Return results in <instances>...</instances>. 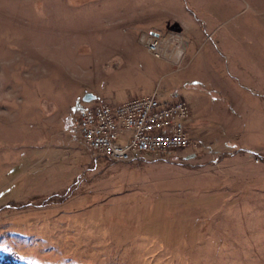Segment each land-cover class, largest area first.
<instances>
[{"label": "rangeland", "instance_id": "obj_1", "mask_svg": "<svg viewBox=\"0 0 264 264\" xmlns=\"http://www.w3.org/2000/svg\"><path fill=\"white\" fill-rule=\"evenodd\" d=\"M153 93L187 147L81 142L84 106ZM0 264H264V0H0Z\"/></svg>", "mask_w": 264, "mask_h": 264}, {"label": "built area", "instance_id": "obj_2", "mask_svg": "<svg viewBox=\"0 0 264 264\" xmlns=\"http://www.w3.org/2000/svg\"><path fill=\"white\" fill-rule=\"evenodd\" d=\"M171 41L179 45L181 38L178 34L171 35ZM147 49L155 57L166 53L160 39L148 41ZM182 54L183 50L178 58ZM189 118L190 108L186 101L178 99L164 103L153 93L120 103L98 100L84 106L75 121L79 138L89 150L125 162L139 154L187 147L191 140L185 122Z\"/></svg>", "mask_w": 264, "mask_h": 264}, {"label": "crops", "instance_id": "obj_3", "mask_svg": "<svg viewBox=\"0 0 264 264\" xmlns=\"http://www.w3.org/2000/svg\"><path fill=\"white\" fill-rule=\"evenodd\" d=\"M177 22H178V21H177ZM174 26H175L174 28H175L177 31H180V30H181V26H180L179 24L176 23ZM169 27H170V26H169ZM186 46H187V45H186ZM89 97H90V98H89V100H88L87 102H90V101H92V100L95 99L94 96H91V95H90ZM118 103H119V102H118ZM92 104H93V103H92ZM89 105H90V104H89ZM138 158H139V157H138ZM138 158H137V156H136L134 159H138Z\"/></svg>", "mask_w": 264, "mask_h": 264}, {"label": "water", "instance_id": "obj_4", "mask_svg": "<svg viewBox=\"0 0 264 264\" xmlns=\"http://www.w3.org/2000/svg\"><path fill=\"white\" fill-rule=\"evenodd\" d=\"M90 95H88V96H86V98H85V101H88L89 100V97Z\"/></svg>", "mask_w": 264, "mask_h": 264}]
</instances>
